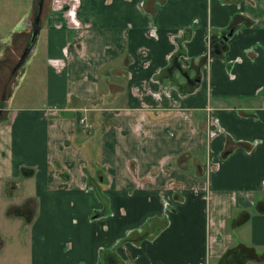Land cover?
<instances>
[{
    "label": "crops",
    "instance_id": "0c3cea01",
    "mask_svg": "<svg viewBox=\"0 0 264 264\" xmlns=\"http://www.w3.org/2000/svg\"><path fill=\"white\" fill-rule=\"evenodd\" d=\"M34 3L0 5V58ZM40 26L41 101L1 91L0 264H264V0H44Z\"/></svg>",
    "mask_w": 264,
    "mask_h": 264
},
{
    "label": "rangeland",
    "instance_id": "374dc122",
    "mask_svg": "<svg viewBox=\"0 0 264 264\" xmlns=\"http://www.w3.org/2000/svg\"><path fill=\"white\" fill-rule=\"evenodd\" d=\"M6 2L15 3L16 6L24 7L28 6L30 0H0V5ZM35 8L36 0L34 3V12ZM20 55L21 53L14 60H10L8 56H6V58H0V98L2 93L1 91L4 89V85H6L7 87H10L8 90H10V94H12L11 98L14 104H16L19 99L23 100L25 98V94L31 95L30 97L24 99L25 104H38L41 101L40 96L42 95L43 89L39 88L36 78H33V75H31V71L35 69L34 65L36 64V59L41 63L39 53L35 50L26 57L22 66L15 68ZM11 70L14 72H9ZM21 70H24V72L22 73L21 78H19L17 72ZM16 75L17 78L15 80ZM14 187V185H8L5 187V202L2 206V213L4 220H6V226L12 227L14 231H12L10 236L6 237V241L4 240L5 250L2 251V254L4 256H8L7 262L12 261V256L14 254L18 255V258L24 262L27 257L26 255L29 253L24 247L27 243V228L32 220L31 218L33 216V209L29 202L24 201L25 199L23 201L19 200V197H16L12 194ZM8 193H10L9 198L7 197ZM17 227H19V230H15ZM23 229L25 230V234H23ZM18 239L21 240V244L18 242ZM259 255H261V253Z\"/></svg>",
    "mask_w": 264,
    "mask_h": 264
},
{
    "label": "water",
    "instance_id": "95a60500",
    "mask_svg": "<svg viewBox=\"0 0 264 264\" xmlns=\"http://www.w3.org/2000/svg\"><path fill=\"white\" fill-rule=\"evenodd\" d=\"M43 1L44 0H36V8L34 12L33 19L30 23V35L28 38V41L19 57V60L17 64L15 65V68L22 66L26 57L33 52V49L36 44V40L39 36L41 26H40V19H41V14H42V7H43ZM232 33V30H230L227 34H224L219 42L213 43L210 47V53L212 55H219L220 53V44H222L228 36H230Z\"/></svg>",
    "mask_w": 264,
    "mask_h": 264
},
{
    "label": "built area",
    "instance_id": "2783aa9c",
    "mask_svg": "<svg viewBox=\"0 0 264 264\" xmlns=\"http://www.w3.org/2000/svg\"><path fill=\"white\" fill-rule=\"evenodd\" d=\"M78 122H80L81 124H84L86 126H90L89 123L86 121L85 117H81Z\"/></svg>",
    "mask_w": 264,
    "mask_h": 264
},
{
    "label": "trees",
    "instance_id": "16d2710c",
    "mask_svg": "<svg viewBox=\"0 0 264 264\" xmlns=\"http://www.w3.org/2000/svg\"><path fill=\"white\" fill-rule=\"evenodd\" d=\"M256 259L264 261V253H261V255H257Z\"/></svg>",
    "mask_w": 264,
    "mask_h": 264
}]
</instances>
